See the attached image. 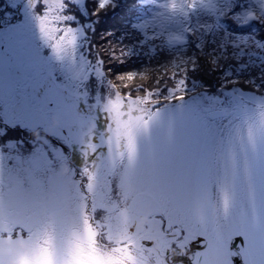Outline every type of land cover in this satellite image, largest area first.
<instances>
[{
    "label": "snow or ice",
    "instance_id": "1",
    "mask_svg": "<svg viewBox=\"0 0 264 264\" xmlns=\"http://www.w3.org/2000/svg\"><path fill=\"white\" fill-rule=\"evenodd\" d=\"M0 264H264V0H2Z\"/></svg>",
    "mask_w": 264,
    "mask_h": 264
},
{
    "label": "trees",
    "instance_id": "2",
    "mask_svg": "<svg viewBox=\"0 0 264 264\" xmlns=\"http://www.w3.org/2000/svg\"><path fill=\"white\" fill-rule=\"evenodd\" d=\"M0 2H2V0H0ZM108 23H109V24H111V23H115V21H114V20H110ZM101 29H103V28H101ZM101 29H100V30H101Z\"/></svg>",
    "mask_w": 264,
    "mask_h": 264
},
{
    "label": "rangeland",
    "instance_id": "3",
    "mask_svg": "<svg viewBox=\"0 0 264 264\" xmlns=\"http://www.w3.org/2000/svg\"><path fill=\"white\" fill-rule=\"evenodd\" d=\"M101 32L103 31V29L100 30Z\"/></svg>",
    "mask_w": 264,
    "mask_h": 264
}]
</instances>
